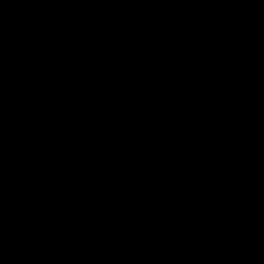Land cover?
<instances>
[{
	"label": "trees",
	"instance_id": "trees-1",
	"mask_svg": "<svg viewBox=\"0 0 264 264\" xmlns=\"http://www.w3.org/2000/svg\"><path fill=\"white\" fill-rule=\"evenodd\" d=\"M70 1L0 0V121L5 120V126L45 121V132L34 128L31 134L35 144H49L55 122L48 121L46 113L52 110L57 115L58 107L72 103L85 117L81 124L98 133L113 130L136 147L137 157L154 156L160 153L161 142L180 138L198 141V153L183 165L160 159L152 173L135 178L129 187L113 189L108 182L99 183L75 170L4 166L17 146L0 141V182L36 180V187L25 190L30 191L28 200L0 190V214H24L27 202L37 197L34 193L45 191L49 199L40 217L50 233L49 240L38 242L41 246L16 245L8 242L3 225L0 264H37L39 258H49L50 264H73L84 251L75 243L78 238L70 245L62 243L71 233L73 211L66 208L63 220L54 217L51 208L57 201L48 191L53 185L45 179L49 175L89 189L83 217L110 235L131 226L138 237L140 231L130 217L139 209L153 211V220L143 229L160 241L176 237V229L214 231L226 217H237L248 224L242 242L220 254L219 260L264 264V205L249 207L253 201H264V140L258 135L264 127V42L229 45L241 16L264 21V0H78L85 15L64 29L55 20ZM190 22L194 24L182 32ZM28 28L33 30L30 36ZM241 75L249 77L246 98L238 87ZM59 80L67 85L50 90ZM35 87L43 95L31 102ZM241 107L247 109L246 122L224 125ZM166 112L170 117L179 114L197 129L176 135L167 126ZM130 113L159 119L160 125L149 130L143 142L123 119ZM65 125L78 123L67 119ZM142 129L149 128L141 127L140 133ZM122 130L131 136L125 135V140ZM67 133L76 134L75 140L86 137L71 128ZM245 134H250L245 150L231 144ZM141 192L154 202L141 200ZM183 257L179 248L176 257L166 255L161 264H184ZM132 258L124 253L104 262L137 264Z\"/></svg>",
	"mask_w": 264,
	"mask_h": 264
},
{
	"label": "rangeland",
	"instance_id": "rangeland-1",
	"mask_svg": "<svg viewBox=\"0 0 264 264\" xmlns=\"http://www.w3.org/2000/svg\"><path fill=\"white\" fill-rule=\"evenodd\" d=\"M85 11V7L78 0H71L65 8H63L57 13L55 20L56 24L58 27L70 29L75 21L84 17ZM241 19L242 21H254L257 23L253 24L250 22L252 26H257L263 23H259L256 18H251L250 16H241ZM193 24V22L188 23L186 27L181 31L183 32L186 28L191 27ZM251 29L252 28L250 24L245 23V25L238 30V36L245 37ZM31 32H33L31 28H28L26 30V33L29 34V36ZM263 34L261 33L257 35L255 37V40L259 42L261 41L260 43L264 42ZM236 35L237 34H235V36ZM239 78L240 85L238 87L240 88L243 97L246 98L250 94L247 87L249 77L247 75H241L239 76ZM66 85V80L54 81L49 86V89H61ZM42 95L43 91L40 88L35 87L30 93L31 102L38 101ZM77 107L78 106L75 107V105L69 103L68 105L58 107L56 110L58 113L57 115L52 110L46 113V119L48 121L55 122L54 135L51 136L49 139L52 143L62 145L64 143H67L70 138H72V141H74L76 138L75 136L77 135H71L67 133V130H69V128H71L74 133H85V138L87 140L90 139L93 135L99 134V131H95L94 127L90 125L85 127V125L81 124V121H83L85 117L83 113L77 111ZM169 115L170 114L166 112L165 121L168 122L167 126L170 127L175 133H177L176 135L187 136L188 133H191L197 129L193 128L194 124L187 122L185 119H182L179 114H172L173 117H170ZM247 116V109L241 107L238 110L237 116L231 121L225 122L224 125H233L234 127H237L239 122H246ZM117 118L119 120H122L121 115H117ZM67 119L75 120L78 125H73L70 127L66 126L65 120ZM123 119L125 122L129 123L133 127L132 128L130 125L127 124L128 127L133 129V132L131 134L134 135V137L141 139L143 142L146 140L147 132L149 130L155 129L154 127L160 125L159 119H148L147 115H142L140 113H130L126 115ZM4 121L5 120L0 121V141L7 140V143L13 146L29 145L35 143L36 138L33 137V135L31 134L32 130L34 128H37L40 131L45 132V130H47L48 128V125L45 121H42L41 124L37 125L32 124L22 126H13L12 124L5 126L3 123ZM195 123L199 122L195 121ZM141 127L149 129H142L144 133H140L139 129H141ZM64 131H66V133ZM258 133L259 138L264 140V127L259 130ZM131 134L123 132L122 136L126 140L128 138L125 135L131 136ZM55 141H58V143ZM249 142L250 134H245L241 137V140L235 137L231 144L237 146L239 150H245ZM45 179L48 182L49 180H51V183L53 185L50 189H48V191L51 193V197L55 198L57 203L65 202L67 200H70L71 198H76L78 200L81 197H85V193L87 195L89 194V192H86V189H84L83 187L70 186V183L65 184V182H70L72 180H67L64 177H60L58 175H49L46 176ZM19 181L21 180L18 179V181L16 182V187L10 190L8 194H11L14 198L18 197V200L20 201L28 200L25 199V197L29 194L30 191L25 190H28L29 187H34L36 185V180L30 178V181H26L25 185L20 184ZM252 183L260 184L261 182L252 181ZM99 191H101V189H98L97 193H99ZM34 194H36L37 196L35 199H37L39 196H45V202L44 198L37 199L33 206L31 204V201L27 202V210L22 215L18 213H16V215H12L11 213L0 214V231L2 230L1 224L5 225V230L8 231V242H11L16 245L28 243L31 246L35 247L37 245H40L38 244V242H44L46 240H49V229H44L46 228L47 224L40 217L42 212L41 208H43L47 204L49 197L46 196L45 191H36ZM22 197L24 199H22ZM78 205H80V202L76 201L75 204L70 206L74 215L73 222L71 223L72 231L69 235L68 240H62V243L70 245L69 243H71V240L73 241L78 238V241H75V243H81V245L84 247V251L80 253V258L74 261L73 264H105L104 261L108 257L120 254V252L122 251L114 250L113 246H119L120 249L123 248V251H125V249L127 248L128 250L126 252H123L122 254L129 252L130 255L133 257L132 260L136 261L137 263L146 262L150 259V256L153 252L151 250L148 251L145 246L142 245L144 242L141 237H138L139 239L134 241L135 243H131L130 240L127 241L126 239H112L110 232L105 233L103 230H99V226L94 224L92 220H87L88 218H84V212L82 209L78 208ZM230 228L233 227L231 226ZM117 233L119 237H122L124 235V232L117 231ZM229 234L230 235L227 238H222L220 237V232L209 233L208 231L202 232V230H198L194 231V233L191 234L189 237L186 236L184 239L187 238L189 242H194V246L190 249L189 254L187 255L190 264H219V261L216 259V253L219 251H225L228 245L232 244L239 238L236 231H229ZM81 236H83L84 238H82ZM87 239H90V241H87ZM37 264L49 263L38 262ZM69 264H71V262Z\"/></svg>",
	"mask_w": 264,
	"mask_h": 264
},
{
	"label": "water",
	"instance_id": "water-1",
	"mask_svg": "<svg viewBox=\"0 0 264 264\" xmlns=\"http://www.w3.org/2000/svg\"><path fill=\"white\" fill-rule=\"evenodd\" d=\"M172 7V3L168 4ZM245 23L239 25L242 28ZM250 24V23H248ZM251 30L245 37L233 36L230 46L234 44L255 45L249 38H255L264 32V21ZM264 36V34H263ZM160 153L154 156L137 157L134 155L135 146H131L117 137L113 130L99 133L92 140L81 138L62 145L49 143L44 145L29 144L17 146L15 151L4 161V166H36L39 170H75L84 176L93 178L99 183L108 182L113 189H119L142 175L153 172V165L160 159L170 163L183 165L198 153V141L180 138L159 144ZM6 195L11 188L1 186ZM74 203L69 200L54 204L51 211L55 218L66 219L63 212ZM264 205V201H253L250 208Z\"/></svg>",
	"mask_w": 264,
	"mask_h": 264
},
{
	"label": "built area",
	"instance_id": "built-area-1",
	"mask_svg": "<svg viewBox=\"0 0 264 264\" xmlns=\"http://www.w3.org/2000/svg\"><path fill=\"white\" fill-rule=\"evenodd\" d=\"M18 180L16 179H10L7 182L1 183L0 182V188L2 185H6L9 188H11L10 190H12L14 187H16V182ZM26 181H30V179H27L25 181H19L20 184H26ZM32 182V180H31ZM11 183V184H10ZM69 184L70 186H78L77 184L74 183V181H70V182H65V184ZM133 184V182H129L128 184H126V187H129ZM36 187V185L34 186ZM34 187H29L28 189L34 188ZM1 190V189H0ZM125 191V190H123ZM122 191V193H123ZM86 192H89V194L87 195L85 193V197H81L80 199H76V198H71L70 200H73L75 204L76 201L80 202V205H78V208L82 209L83 206L86 205L85 202V198L89 197L91 195V191L86 189ZM140 194H142L143 196V201L148 200V202L153 203L154 199L148 195L147 193H145V195H143V193L141 192ZM11 195V194H8ZM47 196V195H46ZM44 198V202L46 200L45 196L42 197H38L37 199H42ZM37 199L32 200L31 204L33 206V204L37 201ZM43 202V203H44ZM72 204V205H73ZM250 207V204H249ZM44 208V207H43ZM43 208H41V210H43ZM71 209V207H70ZM207 209V208H205ZM212 215V214H211ZM74 217V215L72 216ZM133 221V224H135L138 227V230L140 231V235L138 237H141L143 239V244L145 246V248L149 251L151 250L153 253L150 256V259L146 262H140L137 264H161L162 259L166 256V255H171L172 257H176L177 253H178V249L181 248L184 251V264H190V261H188V257L187 255L189 254L190 249L194 246V242L191 241L189 242L188 239H184L186 236L189 237L191 234L194 233V231H198V230H202V232L208 231L206 229L203 228H188L187 230H182V229H176L174 232V235H177L176 237H174L173 235L170 236L169 241H160L159 238H151V236L143 229L144 226H146L148 224L149 221L153 220V211H145L143 209H139L137 212H134V216L130 217ZM264 223V221H263ZM130 225V224H128ZM54 226V225H53ZM233 228H230V227ZM248 224L244 223L243 221H241L240 219H238L237 217L234 216H228L224 219V223L221 225V227H219L218 229H213L214 231H208L209 233H219L221 234L220 237L222 238H227L230 234L229 231H236L237 235L239 236V238L233 242L232 244L228 245V247H226L225 251H219L216 253V259L219 261V264H224L220 259V254H223L224 252H228L230 251L237 243H241L242 239H243V230L245 227H247ZM3 227V224H1V228ZM177 227V226H175ZM72 231V230H71ZM118 232H124V235L122 237L118 236ZM8 232V231H7ZM50 237V234H49ZM82 238H84L83 236H81ZM136 237V235L133 233V229L131 226L125 227L124 231H119V229H116L114 231V233L111 235V238L114 240H120V239H126L127 241L130 240L131 243H135L134 241L138 240L139 238ZM64 244V243H63ZM67 245V244H65ZM114 250H122L120 252V254H117L115 256H119L121 255L123 252H126L128 249L126 248L125 251H123V248H119V246H113ZM174 247V248H173ZM129 253V252H127ZM224 253V254H225ZM114 257V256H112ZM38 262L41 263H51L49 258H39ZM63 264H67V263H63Z\"/></svg>",
	"mask_w": 264,
	"mask_h": 264
},
{
	"label": "flooded vegetation",
	"instance_id": "flooded-vegetation-1",
	"mask_svg": "<svg viewBox=\"0 0 264 264\" xmlns=\"http://www.w3.org/2000/svg\"><path fill=\"white\" fill-rule=\"evenodd\" d=\"M244 22H247V23H250V22H251V23H253V24H254V23L257 24V23L254 22V21H250V22H248V21H241V22L237 25V29H236L235 34H237V32H238L239 25H242ZM251 23H250V24H251ZM259 23H260V22H259ZM251 25H252V24H251ZM235 34H234V35H235ZM248 40H249L250 42H257V40H255V38H249ZM260 42H261V41H260ZM194 44H195V45H198L199 43H198L197 41H195ZM160 152H161V150H160ZM63 212H64V211H63ZM64 213H65V212H64ZM65 214H66V213H65Z\"/></svg>",
	"mask_w": 264,
	"mask_h": 264
},
{
	"label": "bare ground",
	"instance_id": "bare-ground-1",
	"mask_svg": "<svg viewBox=\"0 0 264 264\" xmlns=\"http://www.w3.org/2000/svg\"><path fill=\"white\" fill-rule=\"evenodd\" d=\"M29 202V201H28ZM167 207V206H166ZM200 219H202V218H200ZM248 220V219H247ZM221 227V226H220ZM211 230V229H210ZM69 264V263H68Z\"/></svg>",
	"mask_w": 264,
	"mask_h": 264
}]
</instances>
